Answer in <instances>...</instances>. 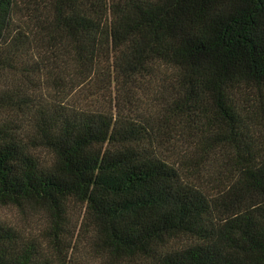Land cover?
Here are the masks:
<instances>
[{"label":"trees","instance_id":"obj_1","mask_svg":"<svg viewBox=\"0 0 264 264\" xmlns=\"http://www.w3.org/2000/svg\"><path fill=\"white\" fill-rule=\"evenodd\" d=\"M77 207L108 264H264V0H0V212L50 223L0 264H77Z\"/></svg>","mask_w":264,"mask_h":264},{"label":"rangeland","instance_id":"obj_2","mask_svg":"<svg viewBox=\"0 0 264 264\" xmlns=\"http://www.w3.org/2000/svg\"><path fill=\"white\" fill-rule=\"evenodd\" d=\"M54 90H49L46 88L42 93H44L47 99L51 101L54 94L51 92ZM155 85H151L150 89H146L145 96H152L155 93ZM41 94V93H39ZM145 101V98H144ZM146 102V101H145ZM83 108V107H82ZM91 111L101 110V107L93 105L90 108ZM71 219V235L69 236V242H73L75 245L74 262L77 264H108L107 259L99 257L96 252L92 250L91 240L84 234L80 235V227L83 219V208L77 207L69 211ZM0 217L8 224L16 226L20 229L28 231L29 237H34L40 239L43 234H45L49 229V222L46 216H35V217H21L15 210H2L0 212Z\"/></svg>","mask_w":264,"mask_h":264}]
</instances>
